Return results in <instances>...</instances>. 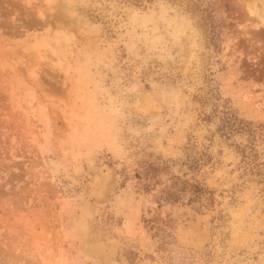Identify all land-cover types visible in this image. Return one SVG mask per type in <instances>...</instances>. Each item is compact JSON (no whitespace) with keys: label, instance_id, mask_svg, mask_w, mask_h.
<instances>
[{"label":"rangeland","instance_id":"rangeland-1","mask_svg":"<svg viewBox=\"0 0 264 264\" xmlns=\"http://www.w3.org/2000/svg\"><path fill=\"white\" fill-rule=\"evenodd\" d=\"M0 264H264V0H0Z\"/></svg>","mask_w":264,"mask_h":264}]
</instances>
